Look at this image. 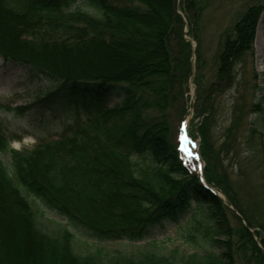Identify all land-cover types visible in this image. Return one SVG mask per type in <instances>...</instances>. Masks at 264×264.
Returning <instances> with one entry per match:
<instances>
[{"label": "trees", "instance_id": "trees-1", "mask_svg": "<svg viewBox=\"0 0 264 264\" xmlns=\"http://www.w3.org/2000/svg\"><path fill=\"white\" fill-rule=\"evenodd\" d=\"M203 11L201 0H0V56L45 83L33 106L60 127L18 150L0 117V213L29 241L22 258L12 244L0 264H264V225L242 208L210 136L217 101L234 86L238 93L237 66L252 53L258 9L247 7L224 28L205 84ZM186 27L196 41L198 120L190 135L198 138L205 181L228 203L204 186L178 142L189 107ZM125 48L143 51L130 65L113 64ZM242 103L234 106V127L255 114L248 127L262 136L264 160V87L255 83ZM34 199L97 245L82 252L67 227L43 231ZM166 223L178 225L182 241L161 251L155 228ZM6 241L0 237V245Z\"/></svg>", "mask_w": 264, "mask_h": 264}, {"label": "rangeland", "instance_id": "rangeland-1", "mask_svg": "<svg viewBox=\"0 0 264 264\" xmlns=\"http://www.w3.org/2000/svg\"><path fill=\"white\" fill-rule=\"evenodd\" d=\"M201 2L204 6V11L201 15L202 54L205 57L204 59H206L205 66L202 69L203 84L212 79L213 57L215 51L221 45L220 40L224 28L230 26L247 7L256 5L258 9L252 41V53L244 62L237 66L239 70L237 76L239 79L237 83L238 93L235 94L236 87L234 86L217 101L216 117L214 121H210L213 124L210 125V136L218 152L217 154H219V165L225 168V172L229 176L230 185L237 195L242 208L246 211L250 209V213L255 215L259 219L258 221L264 225V178L262 176L264 174V160L260 151L262 136L258 133L251 134L249 131L248 122L251 121L255 114L249 113L247 115V123L237 128L234 126L239 123H235V118L233 117L234 106L243 105V99L249 98L255 83L264 87V83H262L264 73V0H201ZM81 6L84 10L90 12L94 10L91 5L81 3ZM184 34L192 39L190 41L193 48L192 55L195 56L196 41L187 34V27ZM141 51H143L142 48H125L122 53L112 56L110 60L113 64H119L121 67L130 65L136 60ZM117 57L120 61L114 59ZM191 63L195 65V58L192 59ZM254 72L257 74L256 80ZM46 88L47 86L43 81L31 77L21 65L12 62H2L0 64V103L9 105L12 108V110L0 109V117L5 128H7V135L11 137V148L18 150L29 149L35 143L37 135L47 132L57 133L60 130L58 122L50 121L47 123L46 120L48 119L41 116L39 109L33 106ZM187 89L185 96L189 107L186 109V115L182 123H180L178 134L181 131L183 133L185 125L190 134L194 127V122L196 123L198 120L197 117L194 118L193 109L196 92L194 81L193 83L188 82ZM235 95H237L238 100L233 106L231 105V99ZM21 105L32 107H29L24 113H18L19 110L16 107ZM178 108L180 109V104ZM172 126L174 129L176 128L174 119L173 121L171 119ZM44 129H47V131H44ZM190 137L192 138L191 143L198 149V138L191 135ZM181 143L186 151L191 152L187 145L184 144L182 136ZM189 155L195 157V150ZM1 158L6 164L10 163L9 153H4ZM34 207L39 211L38 227L43 231L57 232L67 227L77 235V250L82 252L90 251L97 245V243L90 240L86 241L87 238L85 236L73 230L71 225H67L63 218L45 207L40 201L35 200ZM229 207L232 211L233 206L231 207L229 204ZM236 211H233V213ZM229 215L232 224L237 223L235 217L232 214ZM182 216L187 218L189 213ZM0 217H2V220L0 218V237L7 239L5 244L1 243L0 245L1 249H3V251L0 250L1 258L2 256L5 257L8 249L10 250V246H12V239L15 238L13 233L15 232L14 234L17 235L19 232L16 231L12 222L3 219L4 214L0 213ZM177 228L178 225L176 223H166L161 230L155 228L154 236L159 240V250L168 251L172 246L181 243L180 241L182 240L178 238ZM251 230H254V228H251ZM13 247L18 257L22 258L23 255L21 253L23 252L26 254L27 246L23 248L22 245L14 244ZM120 247L126 251L134 249L129 245H120Z\"/></svg>", "mask_w": 264, "mask_h": 264}, {"label": "water", "instance_id": "water-1", "mask_svg": "<svg viewBox=\"0 0 264 264\" xmlns=\"http://www.w3.org/2000/svg\"><path fill=\"white\" fill-rule=\"evenodd\" d=\"M184 37H185V39L186 40H189V41H191L192 39L191 38H189V37H187V36H185L184 35ZM191 77H190V83H193V76H194V67H193V65L191 66ZM196 156V155H195ZM197 160L200 162V177H201V179H202V181H203V184H204V186L205 187H207L209 190H211L213 193H215V194H217V195H219V196H221L225 201H226V197L223 195V194H220L219 192H218V190L216 189V187H214V186H212V185H210V184H208L205 180H204V177H203V174H202V171H203V161H202V159H201V157H200V154L197 152ZM232 209L235 211L236 209L235 208H233L232 207Z\"/></svg>", "mask_w": 264, "mask_h": 264}, {"label": "bare ground", "instance_id": "bare-ground-1", "mask_svg": "<svg viewBox=\"0 0 264 264\" xmlns=\"http://www.w3.org/2000/svg\"><path fill=\"white\" fill-rule=\"evenodd\" d=\"M134 58H136V57H134ZM0 218L2 220V217H0ZM3 219L8 220L5 217ZM16 231H18L19 233L17 235L14 234L15 232L13 233V235H14L13 237H15V238L12 239V244L13 245L14 244L15 245H22V247L24 248L25 246H27V242H29V241L27 239H25V236L23 235L22 231H20L18 229H16ZM21 254H23V253H21Z\"/></svg>", "mask_w": 264, "mask_h": 264}]
</instances>
